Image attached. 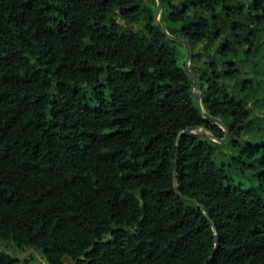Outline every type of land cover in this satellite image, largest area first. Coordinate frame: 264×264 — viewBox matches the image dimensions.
I'll return each mask as SVG.
<instances>
[{"label":"trees","instance_id":"obj_1","mask_svg":"<svg viewBox=\"0 0 264 264\" xmlns=\"http://www.w3.org/2000/svg\"><path fill=\"white\" fill-rule=\"evenodd\" d=\"M161 2L231 153L155 0H0V264H264V0Z\"/></svg>","mask_w":264,"mask_h":264},{"label":"water","instance_id":"obj_2","mask_svg":"<svg viewBox=\"0 0 264 264\" xmlns=\"http://www.w3.org/2000/svg\"><path fill=\"white\" fill-rule=\"evenodd\" d=\"M156 1V4H157V8H156V12H155V21H156V24H157V27L159 28L160 31H162L170 40H173V41H176L180 44H182L185 48V51H186V71H187V74H188V77L190 79V83H191V86L194 90V100H195V104H196V107L197 109L200 111V113L203 115V117L208 120L209 122H211L212 124L214 125H217L218 127H220L223 132H224V137L223 138H216L214 136H212L211 134L205 132V131H202L201 129H198L196 127H192V128H187L185 129L182 133H180L179 137H178V140H177V152H178V148H179V141L180 139L182 138V136L184 135H191V134H195V135H201V136H205L211 140H213L214 142H217L221 145H227L230 141V135H229V131L227 129V127L221 122V120L217 119V118H214V117H211L207 114H205V112L203 111V108L201 106V102H200V93L199 91L196 90V86H195V83L190 75V70H189V60H190V55H191V52H190V47H189V44L187 41L185 40H182L180 38H177V37H174V36H171L167 30L162 26V24L160 23V14H161V9H162V2L161 0H155ZM176 166H177V161H176ZM174 178L176 179V170H175V173H174ZM175 192L177 194V196L179 197H182L183 199L185 200H188V201H194L188 197H185V196H182V194L180 193L179 191V187L176 186L175 188ZM202 210L204 211V213L206 214L207 218L210 220V217L209 215L207 214L206 210L204 209V207H202ZM214 231H215V227H214ZM215 235H216V238H217V234H216V231H215ZM218 248V242L216 244V248L213 252V254L211 255L210 259L207 261L206 264H210V262L212 261L213 259V256L216 252Z\"/></svg>","mask_w":264,"mask_h":264},{"label":"rangeland","instance_id":"obj_3","mask_svg":"<svg viewBox=\"0 0 264 264\" xmlns=\"http://www.w3.org/2000/svg\"><path fill=\"white\" fill-rule=\"evenodd\" d=\"M162 26L168 27V23L162 19ZM259 115V114H258ZM203 131V130H202ZM264 145V141L259 142V146ZM222 151L229 156L231 151L227 149L226 145H222ZM227 173H228V178L229 181L235 184L236 186L239 185L243 189L248 190L256 187L255 184V179L253 176V169L251 167H247L246 169H240V170H235L232 167H227ZM0 246H4L3 244L0 243ZM8 251H11L15 256L19 258H29L31 255L34 257V262L40 261V257L38 253L34 252L33 250H29L24 253H20L19 251L15 250L14 248L7 249ZM64 264H72L68 259L64 260Z\"/></svg>","mask_w":264,"mask_h":264}]
</instances>
